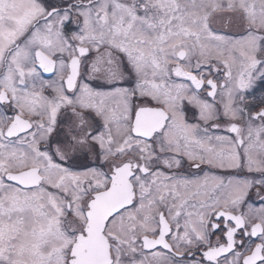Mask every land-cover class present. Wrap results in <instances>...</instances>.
<instances>
[{"label": "snow or ice", "instance_id": "snow-or-ice-1", "mask_svg": "<svg viewBox=\"0 0 264 264\" xmlns=\"http://www.w3.org/2000/svg\"><path fill=\"white\" fill-rule=\"evenodd\" d=\"M0 264H264V0H0Z\"/></svg>", "mask_w": 264, "mask_h": 264}]
</instances>
